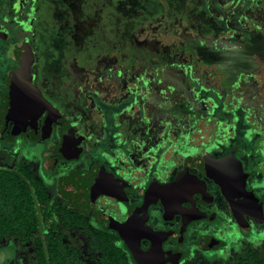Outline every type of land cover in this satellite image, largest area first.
I'll return each instance as SVG.
<instances>
[{
  "label": "flooded vegetation",
  "instance_id": "obj_1",
  "mask_svg": "<svg viewBox=\"0 0 264 264\" xmlns=\"http://www.w3.org/2000/svg\"><path fill=\"white\" fill-rule=\"evenodd\" d=\"M50 7L65 42L44 61L35 38ZM114 14L125 27L110 38ZM207 55L252 69L227 83ZM53 64L56 71L43 68ZM19 72L48 108L0 125V143L33 161L28 168L53 201L93 228L108 229L103 213L149 229L159 264L257 257L250 245L264 239V0H0V111ZM204 99L238 114L242 130L211 125L207 136L217 142L199 145L190 131L203 129ZM151 245L141 236L142 251Z\"/></svg>",
  "mask_w": 264,
  "mask_h": 264
},
{
  "label": "trees",
  "instance_id": "obj_2",
  "mask_svg": "<svg viewBox=\"0 0 264 264\" xmlns=\"http://www.w3.org/2000/svg\"><path fill=\"white\" fill-rule=\"evenodd\" d=\"M245 51L251 56L255 48L250 45ZM206 60L219 66L227 83L233 75L252 69L234 63L224 67L220 55ZM67 232L86 239L87 255L65 240ZM35 234L32 264H133L117 235L89 226L71 208L53 201L30 168L17 165L0 169V241L13 237L26 243ZM248 264H264V253L249 258Z\"/></svg>",
  "mask_w": 264,
  "mask_h": 264
},
{
  "label": "rangeland",
  "instance_id": "obj_3",
  "mask_svg": "<svg viewBox=\"0 0 264 264\" xmlns=\"http://www.w3.org/2000/svg\"><path fill=\"white\" fill-rule=\"evenodd\" d=\"M116 6V5H114ZM55 8H49V11H47V15L51 17V19H48V22L43 24V29L39 30L37 33V36L35 38L37 49L40 53V56L42 60L47 61L50 59H56L59 57L58 54H60L59 49H61L65 42V33L64 31L60 30L54 25V18H56L54 12ZM119 13L120 9L118 8ZM120 14H114L111 18V21L109 20L108 23H110L111 30L107 29V33L110 34V38H114L116 33L118 36H120V32L123 31L125 24L122 23L123 18L120 20L121 15ZM118 16V18H117ZM60 17V16H59ZM153 25V24H152ZM151 27V25H149ZM108 37V38H109ZM47 65V62L46 64ZM55 67H54V66ZM52 66L48 65L43 67L45 70H57L58 67L53 64ZM55 70V71H56ZM199 70V69H197ZM200 74H210L211 71H203V69L200 68L199 70ZM210 72V73H209ZM216 81H219V76H216ZM264 80V74L260 77L259 81ZM215 81V83H216ZM212 86H218L217 84H211ZM210 83H208V86H211ZM205 97V96H204ZM206 99V98H205ZM203 100L202 104H206V108H203L204 114L207 118H203V121H196L200 122L198 126H202V131L198 130H191L190 133L193 135L194 140L200 143H206V142H217L212 137L213 136H207L211 131V125H217V127L220 129L223 126H227V130L233 129L235 133H238L242 130L243 123L240 121L237 122L236 115H229L226 111L227 107L223 103H218L220 100L212 101L211 99ZM212 102V105H208V103ZM208 125V126H207ZM207 126V127H206ZM221 127V128H220ZM193 128V127H192ZM215 138H217V133L214 134ZM218 139V138H217ZM17 165H21L24 167H30V165H33V161L29 159H22L20 155L18 154V150L11 149V146L8 144L0 143V169H12ZM58 202H62L61 199L56 198ZM37 238V234L31 236L30 241L24 246V244L21 242V240L15 238L16 240L13 241L12 238L4 239L0 241V261L2 260V264H31L34 258V240ZM65 240L68 241L72 245L78 246L86 255V239L83 238V236L79 233H73V232H67L65 234ZM15 242V243H14ZM14 245L10 247L9 252L6 250L7 246ZM245 245V244H244ZM6 246V247H4ZM252 246L250 249L256 254L257 256H261L264 253V239H262L258 244L256 245H250ZM27 249V250H26ZM12 257H11V256ZM31 256V257H30ZM31 259V260H30ZM223 263V262H221ZM213 264H219V262H215Z\"/></svg>",
  "mask_w": 264,
  "mask_h": 264
},
{
  "label": "water",
  "instance_id": "obj_4",
  "mask_svg": "<svg viewBox=\"0 0 264 264\" xmlns=\"http://www.w3.org/2000/svg\"><path fill=\"white\" fill-rule=\"evenodd\" d=\"M22 75L20 72L14 74L13 80L11 81V92L3 100V107L0 111V125H5L11 120L15 123V126H18L20 122L23 123L28 118H35L36 110H40L42 107L48 108L47 104L25 76L23 80H18V77ZM249 202H252L253 205L255 204L260 211V202L257 199L250 200ZM97 215L108 229L118 234L120 239L128 247L130 254L137 264H159L158 254L160 248L156 243L158 235L153 234L147 228L137 226L132 220L120 223L103 213H97ZM191 219H198V216H193ZM186 222L184 221L182 226ZM141 236L152 241V245L147 251L140 249Z\"/></svg>",
  "mask_w": 264,
  "mask_h": 264
}]
</instances>
